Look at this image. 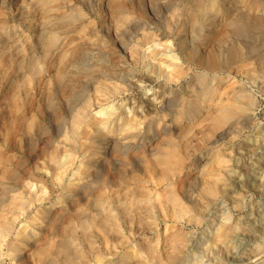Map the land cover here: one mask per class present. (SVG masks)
Wrapping results in <instances>:
<instances>
[{"label": "rangeland", "instance_id": "obj_1", "mask_svg": "<svg viewBox=\"0 0 264 264\" xmlns=\"http://www.w3.org/2000/svg\"><path fill=\"white\" fill-rule=\"evenodd\" d=\"M32 1L17 0L15 7L18 4L22 5L24 3V5H28V3H35L38 0ZM213 1L216 6L205 16L206 18L204 17L200 23L195 21V15L198 10H200L199 12L205 10V6L208 7ZM112 3L115 8L124 7L123 10L128 11L127 13H129L135 23L136 21L138 23L145 20L150 21L153 9L155 8H159L161 13L158 14L160 23L159 21L156 22V20L151 21L153 25H155V22L157 23L155 33H158L157 38L152 43L153 46L147 49V52L149 50L148 53L151 56L152 63L147 69L141 65L133 68L131 71L135 73L132 72L131 75L125 73L124 76L127 77V82H119L122 85L121 92L115 94L110 99L98 98L92 86L95 84L93 82L94 80H92L91 86L88 87L86 85V78L82 72L86 68L85 66L79 67L83 75H80L79 72L76 77L77 95L72 94L69 90L68 93L62 92L63 96H61L62 94L59 95L53 84L49 82V76L29 81L26 84L27 87H19L18 89V76H13V79H7L6 75L4 77L2 76L3 70L6 74L8 71L6 69L10 66L11 52L15 53L16 49L14 47H12L13 49L4 48L3 46L5 45H1L0 43V180H5L8 188L5 197L2 196L0 191V201L3 198L5 199L4 204L0 203L2 204V206L0 205V212L12 224L9 231L10 234L7 233L4 241L2 240L0 242V264H56V262L57 264H65L62 261V256L56 254L55 244L60 240L63 233L65 234L66 230H68L72 231V235L74 234L73 239L75 240V244L78 245L80 243L79 246H81L82 243V246L84 245V241L81 239L83 230L80 225L82 216L87 218L89 223L92 224L94 216L99 211L97 204L93 205V207L91 204H94V202L97 203L96 201H103V204H106V206L112 204L113 207H111L110 211L115 212L121 208L119 207L120 203H114L109 197L112 194H118V197H122L121 202L126 201L129 204V208H133L134 204L132 205V203L135 200L130 198L127 193L125 194V191H121L118 186L114 185L117 183L116 173L118 169H121L127 174L134 173L140 175L138 177L139 183L136 187L138 189L136 192L139 194L149 192L148 194L151 193V195L148 196L154 199L157 191L164 193L166 188V184L164 183L166 182L159 181L157 183L154 181V178H151L153 177L151 175L154 169L148 157L154 151L157 152L159 150L158 152H161L169 150L168 144L175 142V140L177 142L179 141V147L181 148L178 151L177 157L179 163L182 165V169L184 168V172L179 173L173 180V190L187 204L197 205L199 203L200 205L202 202L200 205L203 206L202 209H200L201 207L197 209V211L199 210L198 212H202L198 218L199 221L195 219L196 222H194L187 218L192 212H188V215H184V218L179 220L175 219L171 213L165 214L164 217L161 213V206L159 208V204H156L154 207L158 208L152 209L155 212L154 216L152 215L151 217L149 215L147 216L149 211L142 206L141 208L146 214H143L142 211L140 217L138 213L142 209L135 211L134 207L131 218H133V223H135L133 226L136 232L138 231L137 223L138 225H140L139 223L145 224L146 226L143 227L146 228L149 225V220L155 218L153 223L155 229L151 233L153 237L155 236V239L162 237L160 239L162 241H160V245L164 248L163 237L180 227L179 230H182L181 233L185 236V244H183L184 249L182 248V259L179 264H198L197 260L199 261V259H201L199 264H206V262L210 261L208 260L210 253L211 256H215L214 262H217L219 259L220 264H264V27L257 26L259 28L253 27L251 31H242L238 29L235 23L236 20L242 17H263L264 0H116ZM168 3H174V5L178 3L175 6L176 9L174 8L175 17L179 24H177L176 30L166 29L164 26L166 20H169L171 16V12H167L166 14L163 7ZM200 3L203 6L199 5V9L197 7ZM14 5L15 2H11L10 0H7L4 5L0 3V36L9 35L10 44H14L15 39L23 41L25 38L26 45H29L28 47L30 48L32 47L31 53L33 52L32 54L35 53L37 56H40V41L38 36H36L38 34L35 29L44 20L40 15L41 11L37 10L33 13L34 15L32 14V23H35L33 24L35 27H27L17 18L13 19L18 14L12 10ZM51 5L52 7L54 6L53 9L55 12H51L52 10L49 12L51 15L49 16V20L46 21V25L49 28H55L56 24L53 23L55 20H58V17L64 18V14L66 16L70 15L68 14L69 12L66 13L70 5L79 6L80 14L85 13L91 19L99 18L89 3V0H59L58 2L51 3ZM161 14L162 16H160ZM133 21L132 25L134 26ZM190 21H193L191 22L192 24ZM170 23H173V21H170ZM15 27L17 28V32L15 31ZM100 27L102 26L99 23L97 29L99 28L100 32H102V28ZM129 27L133 33L137 30L135 27ZM141 31V28L138 29V32ZM30 41L33 43H30ZM148 45L146 44L143 47L145 48ZM150 49L153 50L150 51ZM105 50L110 61L116 64L111 67V71L114 69L118 73H124L127 69L129 71L128 66L122 63V60L124 61L126 56H124L120 45L118 46L116 43H112ZM155 52L157 53L153 55ZM166 53L174 54L178 57L179 64L185 70L182 79H167L166 75L158 76L157 61L165 57ZM15 56L18 58L22 54L17 53ZM26 59L28 60L29 56ZM216 60L219 66H216L214 63ZM207 81H210L209 83L212 84L213 88L218 89L219 95L216 97V102L218 103L212 102L208 104V107H204L196 117H193L195 119L186 118L179 122L176 115L178 116L180 107L188 108L195 93ZM16 87L17 91H19L18 103L16 106H11L9 98L11 91ZM242 95L246 97V100L243 99L244 97ZM226 96L238 97L242 105L245 103L243 106H247H245L246 112L231 121V128L233 130L231 129L229 133H222V130L213 132L211 122L206 119L207 114L214 110L215 105L224 102ZM71 97L72 100L70 99ZM85 97L95 103L87 114L88 120L90 117H100L99 119L107 122L115 115L129 117L134 114L136 116L134 121L137 124L136 128H129L127 124H123L118 131L110 132V138L112 140L117 138L119 144L113 147L110 140L109 143L107 142L105 144L104 149L106 150H103L105 153H95V156L97 155L98 158L91 164L90 174L92 172L97 176H95L97 178L96 182L92 181L94 178L93 175H85L82 172L85 166L84 162L88 157L90 158V155L84 152L82 148L76 149L72 146L69 141L65 140L64 134L69 129V121L66 120L68 116L67 111L69 112L74 106L79 108L84 103ZM69 100L70 103H68ZM22 106L24 108L21 109ZM102 108L107 110L106 114L101 115L97 113L103 110ZM111 112L114 113L112 114ZM22 115L23 119H21ZM198 120L202 122L200 123ZM29 123H34L32 128L28 127ZM195 124L198 125L195 126ZM125 127L135 132V134L139 132L140 136H127L126 138L125 135L129 133L125 132L127 130L124 129ZM185 127H189V130ZM184 131L186 132L184 133ZM182 134L183 136H181ZM202 137H206L207 139H203ZM180 138L182 139L178 140ZM83 140L85 141V139ZM83 140L81 142H84ZM52 151L54 153L55 151L57 153L59 151L58 158L60 164L50 158V154L53 153ZM67 166L68 168H66ZM4 169L8 170L7 179L1 178ZM159 169L162 170V168ZM102 173L105 176L101 175ZM154 174L156 175V172ZM90 176H93V178L91 179ZM211 177L215 179H211ZM212 181L215 183L218 181L219 188H224V191L221 188L222 190L213 196V198L216 196V199L212 198L211 200L212 195L207 192L206 186L214 183ZM86 183L93 184V189L86 188ZM102 184H106L108 189ZM139 184L142 186H139ZM68 187H71V189H67ZM101 189L106 192L102 193ZM206 192L210 197L206 195ZM122 195H125V198ZM203 196L204 198H202ZM163 197H160V201L165 199ZM156 198L157 195L155 200ZM106 199H109V202ZM131 199L132 201H130ZM201 199L206 200V202L201 201ZM13 200H15L14 203H12ZM155 200H152V202L156 203ZM16 202H19L20 205L19 203L16 205ZM9 205L13 206L10 207ZM152 210L151 214H153ZM123 216L121 215L123 219L121 218L120 224L126 228L125 233L128 240L126 241V238H124L121 242L123 243L124 240L125 242L123 244L120 242L117 246H112V242L108 243L109 246L105 245V241L101 239L102 237L99 238L100 236L98 234L96 235L97 229H95L94 224H92V227H89L91 228L89 231L96 232L94 233L95 235L93 234V239L96 240L97 248L101 252L103 251V253L108 251L105 253L106 255H109L111 250H114V252L118 251L120 255L124 252L134 253L133 245H136V240L130 232L127 222L124 221L126 220L124 219L126 216ZM138 218L139 221H137ZM223 222L231 226L232 229L226 238V245H223L224 242L218 244V249L215 248L217 253L215 252V255H213L214 253H212L209 247L207 250V245H209V242H212L216 236V230L218 231L217 228ZM69 226L70 228L72 226L76 228L73 229L74 227H72L71 230L68 229ZM137 237L138 234L136 233ZM137 240L140 241L141 239L138 237ZM50 241L53 244L49 243ZM106 247H110L111 249H107ZM50 248L53 251H50ZM205 248L206 251H204ZM218 250H220V253H218ZM163 251L161 252L164 255L166 250ZM204 253L205 256L203 255ZM206 253L209 254L207 255ZM220 254L222 259L218 258ZM108 257L114 258L112 255ZM50 258L51 260L49 261Z\"/></svg>", "mask_w": 264, "mask_h": 264}, {"label": "bare ground", "instance_id": "obj_2", "mask_svg": "<svg viewBox=\"0 0 264 264\" xmlns=\"http://www.w3.org/2000/svg\"><path fill=\"white\" fill-rule=\"evenodd\" d=\"M6 1L7 0H0L1 5L2 4L4 5ZM10 1L15 2V5L12 7V10L15 13H18L17 16L13 13L16 16V17H13V19L17 18L19 21H21V23H24L27 27H35V25L33 26V24H35V23H32L33 22L32 14L35 13V11H37V10L41 11L40 15L45 20V21L43 20L44 22L42 21L40 26L37 29H35V30H37V34H38L36 36H38L39 41H40V49H41V51H40L41 55L40 56L39 55L37 56L35 53L32 54L33 52L31 53L32 47L30 48V47H28L29 45L28 46L26 45V43L24 41V40H26L25 38L23 41H19V40L15 39V43L10 44V36L9 35L0 36V43H1V45H5V46H3L4 48L11 49L12 47H14V49H16V52L18 54H22L21 57L16 58L15 55L17 53L15 52L16 53L15 54L14 52H11V55H10L11 59L8 58V59H10V66L8 67V69H6V71L7 70L8 71L6 72V74L4 73V70H3V74L1 72L2 76L4 77V75H6L7 79H11L13 76H18V78H19L18 83H17L18 89H19V87H21V88L27 87L26 84L29 81H34L35 79L37 80V79H40L41 77L45 78L46 76H49V82L53 84V86L56 88L55 90L58 91L59 95H61L62 92L68 93L69 91L72 94L77 95V92H76V90H77L76 89V80L77 79H76V77L78 76V73L81 71L79 69V67L85 66L86 68H84V71H82L84 75L82 74V72H80L79 74L80 75L82 74L86 78L85 82H86V85H88V87L92 85V80H94L93 82L95 84L92 86L94 87L93 88L94 91H96L95 93L97 94L98 98L102 97L103 99L106 100V99H110L115 94H118L121 92L120 90L122 89V85L119 82H127L126 81L127 77L124 76L125 73L128 75H131L133 72L131 70L133 68L141 65L147 69L150 66V64L152 63L151 56L148 53L149 50L147 52V49H149L151 46H153L152 43L155 41V39L158 36V33H155V32H156V28H157L156 22L159 21L158 20L159 19L158 14L161 13L159 8L153 9V14H152L150 21L145 20L141 23H138V21L135 20L136 21V23H135L133 21L132 17L129 15V13H127L128 11L123 10L124 7H122V8L113 7L114 4L112 2H114L116 0H114V1L113 0H89V3L91 4L93 9L97 13L99 18L91 19L90 16H88L85 13L80 14V10L78 9L79 6L70 5L68 7V11L66 12V13L69 12L68 14H70V15L66 16V14H64V18L58 17V20H55L53 23V24H56L55 28H53V27L49 28V26L46 25V21L49 20V16L51 15L49 12L51 10H52L51 12H53L54 11L53 8L55 6V4H54V6L52 7L53 4L51 5V3L56 2V1L58 2L59 0H38L35 3H31V4L28 3V5H24V3L22 4V2H21L22 5L18 4L17 7H15L17 4L16 3L17 0H10ZM70 2H72V1H70ZM70 2H68V3H70ZM68 3H67V6H68ZM57 4H59V3H57ZM176 5H174V3L173 4L168 3V4L163 6L166 14H167V12L168 13L171 12V16H172V17L170 16L169 17L170 19L166 20V22H165L164 26L166 27V29L172 30V29H175L177 27L178 20L175 17V13H174V8ZM199 5H202V4L201 3L198 4L197 8L200 9ZM215 6H216V4L213 1L210 3V5L208 7L205 6V10H203L201 12H199L200 10H198V12L195 15V21L200 23L203 20V18L205 16H207L208 13L214 9ZM63 9H64V7H63ZM55 10H57V9L55 8ZM59 11H61V10L59 9ZM193 12H195V11H193ZM38 13H36V14H38ZM61 13L63 14V12H61ZM160 16H162V14ZM173 17H175V18H173ZM240 17H242V16H240ZM11 19H12V16H11ZM153 20H156L155 25H153L151 23V21H153ZM132 21L134 22V26L132 25L133 24ZM170 21H173V23H170ZM191 22H193V21H190V23ZM99 23L102 26V27H100V28H102V32H100L99 28L97 29V26L99 25ZM159 23H160V21H159ZM235 23L237 24L236 26L238 27L239 30L251 31V28L253 29V27H257V26L264 27V15H263V17L262 16L261 17H257V16L256 17H248V18L242 17L239 20H236ZM24 24H22V25H24ZM136 25H138V26H136ZM4 26H5V24H4ZM129 26L135 27L137 29V30H135V33L130 31L131 29ZM228 26H229V24H228ZM230 26H232V25H230ZM259 27H257V28H259ZM140 28L142 29V31L138 32V29H140ZM13 31H14V29H13ZM15 31L17 32L16 27H15ZM103 31H104V34H103ZM0 32H1V30H0ZM4 32H7V31H4ZM1 34H3V33H1ZM198 34H199V32H198ZM194 36H195V34H194ZM30 43H33V42L30 41ZM112 43H116V45H118V46L120 45V48L122 49L124 56H126L125 60L124 61L122 60V63H123V65L128 66L129 71H128V69L124 73H118L116 69L111 71V67L115 66L116 64H114L113 61H110V58L106 54L105 48L109 47ZM146 44H149V45L144 48L143 46ZM32 45H34V44H32ZM36 46H38V45H36ZM110 48H112V47H110ZM152 50L153 49H150V51H152ZM6 53H7V51H6ZM156 53L157 52L153 53V55H155ZM123 54H122V56H123ZM27 56H29L28 60L26 59ZM177 58L178 57L174 54L166 53L165 57L158 59V61H157V67H158L157 70L159 72L158 76H165L166 75L167 79L168 78H171V79L177 78V80H179L180 78L182 79V76L185 73V70H184L183 66L181 64H179ZM93 62H96V63H93ZM214 63L216 64V66H219V63L217 62V60ZM7 64H8V62H7ZM133 73H135V72H133ZM223 79H224V77H223ZM12 81H15V80H12ZM209 82L210 81L205 82L200 87V89L195 93V95L193 96L194 98L191 100L188 108H185L182 106L180 107L178 116L176 115L179 122L183 121L186 118L196 117L198 115V113H200L203 110L204 107H206V106L208 107V104H211L212 102L218 103V102H216V97L219 95V91L217 88H213L212 84H210ZM17 87L11 91V96L9 98L11 106H16V104L18 103L17 100L19 99V95H18L19 91H17ZM55 93L57 94V92H55ZM83 94H85V93H83ZM61 96H63V94ZM248 96H249V94H248ZM243 97H242L243 99L246 98L245 96H243ZM61 99H63V98L61 97ZM70 99L72 100V97ZM250 100H251V98H250ZM68 103H70V100ZM97 103H99V102H97ZM94 105H95L94 101H92L90 99H86V97H85L84 103L79 108H77L76 106H74L72 108L69 107L71 109L69 110V108H68L69 112L67 111L68 116L66 119L67 121H69V129H67L64 133L66 141H69L70 144L72 146H74L76 149L82 148V150L84 152H86L90 155V158L88 157L86 159V161L84 162L85 166H84L82 172H84L85 175L90 174L91 164L93 162H95L98 158L97 155L95 156V153H98V152L99 153L100 152L105 153V151H103V150H106V149H104V147H105V144L107 142L109 143L111 140V144H113V147H115L116 144H119L117 138H115L113 140H112V138H110V136H109L110 132L118 131V129H120L123 124H127V127L129 126V128H136L137 127V124L134 123V121L136 119L135 118L136 116H134V114L129 116V117L123 116V115L122 116L115 115L114 117L110 118L111 119L110 121H107V122H105V120L103 121V119H99L100 117L99 118L90 117L88 120L87 114H88L89 110ZM98 105H100V104H98ZM243 105L240 102V100L238 99V97L233 98V97H228V96H226V100L224 102H221L220 104L215 105L214 110L212 112L208 113L207 118H206L211 122L212 131L216 132L218 130H220V131L222 130L223 131L222 133H229L232 129L231 128V126H232L231 121L234 118H236L237 116H239L240 114H243L246 112V110H245L246 105L245 106H243ZM18 106H20V105H18ZM22 108H24V107L22 106L21 109ZM205 110H206V108H205ZM207 110H208V108H207ZM97 113H100L101 115L106 114L107 110L103 109V110L98 111ZM111 113L113 114L114 112H111ZM125 115H126V113H125ZM96 116H97V114H96ZM110 116H112V115H110ZM204 117H205V115H204ZM21 119H23V115H22ZM193 119H195V118H193ZM198 121H196V122H198ZM204 122H205V120H204ZM12 123H13V121H12ZM33 125H34V123H29L28 127L32 128ZM196 125H198V124H195V126ZM10 127H11V125H10ZM127 127H125L124 129H127ZM199 127H201V126L199 125ZM188 128H186V129H188ZM124 129H122V130H124ZM188 130H186V131L188 132ZM186 131H184V133ZM199 131H200V129H199ZM125 132L129 133L128 135H125L126 138H127V136H131V137L140 136L139 132L135 134V132H132L131 130H128V129ZM207 132H209V131H207ZM206 133H205V135H206ZM183 134L181 136H183ZM212 134H214V133H212ZM187 135H188V133H187ZM207 135H208V133H207ZM202 138L205 139L206 137H202ZM83 139H85V141ZM181 139L182 138H180L178 140H181ZM81 140H83L84 142H81ZM122 144H124V143L122 142ZM168 145H169V150H166V148H167L166 147L165 148L166 151H161V152H158L159 150L157 152L154 151V153H152V155H150V157H148V158H150L148 160L150 161V163L153 166V169H154L153 171L156 172V175L154 174V172L152 175H151L152 172L150 173V175L153 176L151 178H154V181H156L157 183L159 181H161V182L165 181L166 182V183H164V184H166V188L164 190V193H160L158 191L156 192V195H157L156 200H155L156 195H155L154 199H151L150 198L151 196L150 197L148 196V195H151V193L148 194L149 192H143V190H142V192L145 194H143V193L139 194L138 192H136V191H138V189L136 187L138 186V183H139L138 182V179H139L138 177H140L139 174H138L139 176L134 174V173L127 174V173H124L121 169H118V171L116 170L117 171V173H116L117 174L116 175L117 183H115L114 185L118 186L121 191L122 190L125 191V194L127 193L130 198L135 200L136 204H135V202L132 203V205L134 204L133 208L135 207L134 208L135 211H138L139 209L141 210L142 209L141 207L143 206L146 210L149 211V212L147 211L148 212L147 216L149 215V217H151L152 215L154 216V212H155L152 209L155 207L156 204L157 205L159 204V208H160V206L162 208V210L161 209H159V210L162 211L161 213L163 216L165 214L171 213V215L174 216L175 219L179 220V219L184 218V215H186L188 212L189 213L192 212L190 215L187 214L189 216L187 218H189L190 221L192 220V221L196 222V220H198V218L201 216V213H202V212H198L199 210L197 211V209L199 207H201L200 209H202L203 206H200L202 202L200 203V205L198 202H196V203H198L197 205L196 204L195 205L194 204H192V205L187 204V203L183 202V200L173 190L174 185H172V182L176 178V176L179 175V173L184 172V168L182 169V165L179 163L178 157H177L178 151L181 149L179 147V141L177 142V140H175V142L169 143ZM93 148H94V150H93ZM58 153H59V151H58ZM58 153L56 151H55V153L54 152L51 153L50 158L52 160H54L55 162H57L58 164H60V161L58 158ZM180 159H181V157H180ZM219 164L221 165V163H219ZM66 168H68V166ZM159 168H162V170ZM7 171H8L7 169L3 170V174L1 175V178L7 179V174H8ZM103 173H104V171H103ZM103 173L101 175H104ZM12 174H13V172H12ZM95 174H97V173H95ZM90 175L94 176V178H93V176H90V177H91V179L93 178L92 181L96 182L97 176L94 175L92 172ZM214 176L216 177V175H214ZM207 178H209V177H207ZM213 178L211 177V179H213ZM212 182H214V181H212ZM141 183H142V181H141ZM109 184H112V183H109ZM70 185L73 186L72 184H70ZM91 185L88 183L86 185L87 186L86 188L93 189L94 186H93V184H91ZM0 186L2 188L0 190L2 193V196L5 197L6 191L8 190V188L5 184V180H0ZM103 186H106V184ZM139 186H142V185L139 184ZM206 187L205 188H206L207 192L212 195V197L210 198L211 200H212L213 196L216 195L220 190L223 189V191H224V188H222V187H221L222 189L219 188L220 186L218 185V181H216V183L215 182L211 183ZM69 188L71 189V187H68L67 189H69ZM86 188H85V190H86ZM106 188L108 189L107 186H106ZM205 188H204V190H205ZM105 190L101 189V192L105 193L107 191V190L106 191ZM110 190H112V189H110ZM110 190H108V191H110ZM148 191H149V189H148ZM205 191H204V193H205ZM101 192H99V193H101ZM200 192H202V191H200ZM207 192H206V195L208 194ZM117 195L118 194H116V195L112 194L111 196L109 195L110 196L109 199L113 200L114 203L115 202L120 203L119 207H121V208H119L115 212L110 211L111 207H113L112 204H108L106 206V204H103V201L98 202L96 200L95 201L97 203L94 202V204H91L92 207H93V205L97 204L98 205L97 207L99 209V211L96 213V216H94L93 221H92V224H94V226L96 227L95 229H97V233L96 232H94V233H96V235L98 234L100 236L99 238L102 237L101 239H103L105 241V245H108V243L112 242V246L113 245L117 246L118 243H120L121 241H123L124 238H126V233H125L126 228L122 224H120L121 218H122L121 215H124V216H126V218H124L126 220H124V221L127 222V226L129 227L130 232L134 235V237H135L134 239L136 240V243H135L136 245H133L134 246L133 247L134 253L131 254L128 252H124L122 255H120V253L118 251L114 252V250H111L109 252L110 253L109 255H112L114 258H109L108 257L109 255L105 254L108 251L103 253V251L101 252L100 249L97 248L96 240L93 239L95 234L93 232L89 231V229H91L89 227L90 226L92 227V224L89 223L87 218H84V216L81 215L83 217L81 219L82 222L80 224L81 229L83 230L81 239H83V241H84L83 243L85 246L83 245L84 246L83 247L82 243H81V246H79L80 243H78V245L74 243L75 240L73 239L74 234L73 235L71 234L72 231L66 230L65 234L63 232H61V233H63V235L61 236L60 240H58L57 243L55 244V247H56L55 250H57V253H56L57 255L60 254L62 256V259H63L62 261H64L63 263H65V264H179L181 259H182L183 244H185L184 243L185 242L184 241L185 236H183L184 234L182 235V233H181L182 230L181 231L179 230L180 227L177 226L179 229L176 228V230L174 229L175 230L174 232H172V233L169 232L170 234L163 237L164 238L163 243L165 245L164 248H166V249H164L163 246L160 245L162 242L160 239L162 237L161 238L158 237L155 239L154 238L155 236L153 237V235H152V233H153L152 230L155 229L153 226L155 218L152 217L153 219L149 220V225L146 228L143 227V226H146L145 224L139 223L140 225H138V223H137L138 231L136 232V229L133 226L135 223H133V218H131V213H133L132 212L133 208H131V207H130L131 209L129 208L128 202H126V201L121 202L122 197H120V196L118 197ZM12 196H14V195H12ZM95 196H97V195H95ZM161 196L162 197L164 196L163 198H165L164 200L161 199L162 201H160ZM204 196L202 198H204ZM102 197H103V195H102ZM102 197H100V198H102ZM104 197H105V194H104ZM208 197H210V196H208ZM215 197L213 199H216ZM107 198H108V196H107ZM123 198H125V195L123 196ZM109 199H106L107 202H109ZM132 199L130 201H132ZM152 200H155L156 203H153ZM202 200L203 199H201V201ZM4 202H5V199L4 198L1 199L0 203L4 204ZM14 202H15V200H13L12 203H14ZM204 202H206V200ZM17 203H19V202H16V205H17ZM92 203H93V201H92ZM126 203L128 204V206ZM0 205L2 206V204H0ZM13 205H15V204H13ZM19 205H20V203H19ZM5 206H6V204H5ZM12 206H10V207H12ZM115 207H117V206H115ZM94 208H96V207H94ZM156 208H158V207H156ZM156 208H154V209H156ZM149 209H151L153 211V214H151V210H149ZM1 211L3 212L2 209H1ZM142 211H143V209L141 211H139L138 214L140 215V213H142ZM3 213H5V211ZM77 213H80V212H77ZM157 213H158V211H157ZM143 214H146V212L144 213V211H143ZM5 215H7V214H5ZM140 217H141V215H140ZM144 217H146V216H144ZM78 218H81V217H78ZM137 221H139V218ZM184 221H185V219H184ZM224 222L220 225L219 228H217L218 231L215 229L217 232L215 234L216 236L213 238L212 242H209L210 246L207 245V250L209 247V249L212 250V253H214L213 255H215V252L217 253V251H215V248L218 249L217 248V247H219L218 244H222L224 242L223 245H226L225 244L226 238L229 236V234L231 232L232 227L229 226L228 224H225ZM11 225H12L11 221L8 218H5V216L0 212V242L2 240L4 241V239H5L4 237L6 236L7 233H9ZM72 227H74L73 229L76 228L75 226H72ZM72 227L70 228V226H69L68 229L72 230ZM78 227H79V225H78ZM128 227H127V229H128ZM66 229H67V226H66ZM64 232H65V230H64ZM237 232H239V231H237ZM136 233L138 234V237L141 239L140 241L137 240L138 237L136 238ZM79 236H80V233H79ZM78 238H77V240H78ZM99 238H98V240H99ZM127 240L128 239L126 238V241ZM228 240H229V238H228ZM124 242H125V240H124ZM207 242H208V240H207ZM49 243L53 244L52 241H50ZM48 245H50V244H48ZM223 245H221V246H223ZM103 246H104V244H103ZM52 248H53V246H52ZM52 248H50L51 249L50 251H53ZM109 248H107V249H109ZM220 248H222V247H220ZM42 249H43V247H42ZM133 249H131V250H133ZM163 250H166V253H164V255L162 254L163 252H165ZM220 250H218V253H220L219 252ZM161 251H163V252H161ZM204 251H206V248ZM222 251H223V249H222ZM210 254H209L210 258L208 259L210 261L206 262V264H220L219 259L217 262H214L215 256L213 257ZM38 255L40 256V254H38ZM117 255H118V258H117ZM203 255L205 256V253ZM217 255H219V254H217ZM47 256H50V255H47ZM47 256H45V257H47ZM221 257L222 256L220 254V257H218V258H221ZM203 258H205V257H203ZM50 260H51V258L49 259V261ZM200 260L201 259H199V261ZM44 261L46 262V260H44ZM199 261L197 260L198 264H199ZM51 262H53V261H51ZM56 264H57V262H56ZM200 264H202V263H200Z\"/></svg>", "mask_w": 264, "mask_h": 264}]
</instances>
